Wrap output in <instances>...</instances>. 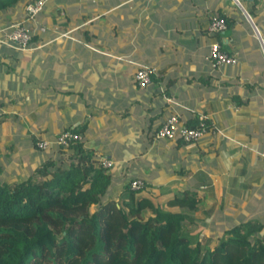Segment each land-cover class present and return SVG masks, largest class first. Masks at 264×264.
Instances as JSON below:
<instances>
[{"label": "crops", "instance_id": "0c3cea01", "mask_svg": "<svg viewBox=\"0 0 264 264\" xmlns=\"http://www.w3.org/2000/svg\"><path fill=\"white\" fill-rule=\"evenodd\" d=\"M239 2L264 42V0ZM23 4L1 13L0 39ZM217 13L235 23L211 36ZM26 27L25 49L0 43V180L25 179L61 147L59 132L81 128L83 146L111 162V195L133 179L145 186L136 196L153 201L190 189L198 203L186 230L201 236L264 221V54L233 0H48ZM214 40L237 54L235 65L204 60ZM139 65L155 68L144 87L133 79ZM252 81L263 87L247 94ZM235 90L247 104H235ZM172 112L183 125L202 115L219 134L156 138ZM38 140L49 145L37 149Z\"/></svg>", "mask_w": 264, "mask_h": 264}, {"label": "trees", "instance_id": "16d2710c", "mask_svg": "<svg viewBox=\"0 0 264 264\" xmlns=\"http://www.w3.org/2000/svg\"><path fill=\"white\" fill-rule=\"evenodd\" d=\"M28 1L0 0V12L13 13ZM216 15L226 28L235 23L234 17ZM256 86L263 87L245 83L244 92ZM231 98L237 105L249 100L236 90ZM197 122L198 117L184 125ZM110 167L75 141L57 147L25 179L0 180V264H264L261 222L243 221L215 235L190 234L186 227L194 221L188 212L198 203L194 191L158 194L153 201L136 196L144 183L132 190L130 180L121 195H111Z\"/></svg>", "mask_w": 264, "mask_h": 264}, {"label": "built area", "instance_id": "2783aa9c", "mask_svg": "<svg viewBox=\"0 0 264 264\" xmlns=\"http://www.w3.org/2000/svg\"><path fill=\"white\" fill-rule=\"evenodd\" d=\"M48 0H30L24 2L23 18L15 21L8 26V31L0 39V43L10 45L16 49H25L30 41L31 33L26 27V23H34L35 17L42 10L44 4ZM226 28L224 20L217 15H212L207 24L206 32L211 36H216L223 32ZM261 51L264 54V42ZM206 60L212 68L220 67L224 65L233 66L237 62V54L235 52H226L222 49L221 44L217 41H211L208 44L207 53L204 55ZM155 74V68L149 65H139L134 74L133 79L139 87L148 85L151 81V77ZM0 111V117H1ZM202 115L198 116V122L193 127H187L183 125L178 118V115L174 112L168 113L163 119L160 126L155 131V137L158 139L175 140L178 139L183 143H194L202 137L208 135L214 137L219 134V131L213 126L204 122ZM80 134H76L69 130H63L59 132L53 143L56 146L66 148L69 143L80 141ZM49 145L46 140H38L35 142L37 149H44ZM102 164L104 167L110 166L111 162L108 159L102 158ZM142 186L140 179H134L130 182L129 188L137 190Z\"/></svg>", "mask_w": 264, "mask_h": 264}, {"label": "water", "instance_id": "95a60500", "mask_svg": "<svg viewBox=\"0 0 264 264\" xmlns=\"http://www.w3.org/2000/svg\"><path fill=\"white\" fill-rule=\"evenodd\" d=\"M233 2L239 7V9L241 10V12H242L244 18H245L246 21L249 23V25H250V27H251V29H252L254 35L256 36V38H257V40H258V42H259L260 48L263 47V45H262L263 43H262V40H261V38H260V36H259L258 30H257V28L255 27V25L253 24V22H252V20H251V18H250V16H249V14H248V13L243 9V7L240 5L239 0H233Z\"/></svg>", "mask_w": 264, "mask_h": 264}, {"label": "rangeland", "instance_id": "374dc122", "mask_svg": "<svg viewBox=\"0 0 264 264\" xmlns=\"http://www.w3.org/2000/svg\"><path fill=\"white\" fill-rule=\"evenodd\" d=\"M0 15H1V12H0ZM254 22H256L257 23V21H256V19H254ZM258 25V24H257ZM245 43V42H244ZM248 56H249V54H248ZM252 58V60H253V63H257V62H259L260 61V58H259V55L257 54V53H255V56H254V54H253V56L251 57ZM263 73H264V71H262ZM260 222V221H259ZM261 223L264 225V221L262 222L261 221ZM188 226H190V225H188ZM187 226V227H188ZM186 227V228H187ZM262 233L264 234V226H263V230H262Z\"/></svg>", "mask_w": 264, "mask_h": 264}]
</instances>
